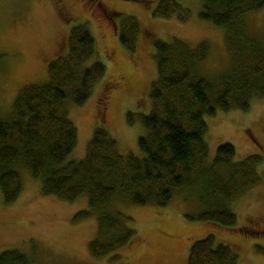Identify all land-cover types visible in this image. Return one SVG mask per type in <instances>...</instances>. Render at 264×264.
<instances>
[{
  "label": "trees",
  "instance_id": "1",
  "mask_svg": "<svg viewBox=\"0 0 264 264\" xmlns=\"http://www.w3.org/2000/svg\"><path fill=\"white\" fill-rule=\"evenodd\" d=\"M202 8L201 19L226 29L230 63L223 71L203 72L202 63L211 54L208 40L156 39L150 32L158 78L152 84L151 109L141 117V155L119 152L102 104L87 142V156L70 158L79 139L70 102L85 104L108 69L90 21L76 23L67 37L68 49L50 61L48 78L21 88L11 110L0 111L3 202L11 205L25 191L22 166L40 180L44 195L69 202L87 196L89 207L80 209L74 220L97 216L98 233L90 244L97 258L119 251L139 237L133 217L118 207L120 202L166 207L189 187L206 208L187 217L236 226L233 200L263 181L259 165L264 157L253 153L238 159L237 148L229 141L221 143L210 158L207 117L235 108L249 110L255 99L264 96V42L248 31L245 17L264 8V0H203ZM114 13L117 11L108 15ZM121 13L116 19H122ZM153 13L187 21L192 10L181 0H157ZM128 22V32L122 22L120 38L134 50L142 26L132 15ZM115 87L112 81L105 83V98ZM128 118L136 122L132 111ZM250 225L240 228L257 232ZM218 238L211 232L196 240L189 248L187 264H239L237 247ZM0 264H34V257L18 247L9 248L0 253Z\"/></svg>",
  "mask_w": 264,
  "mask_h": 264
},
{
  "label": "rangeland",
  "instance_id": "2",
  "mask_svg": "<svg viewBox=\"0 0 264 264\" xmlns=\"http://www.w3.org/2000/svg\"><path fill=\"white\" fill-rule=\"evenodd\" d=\"M149 1L0 0V111L11 110L21 88L48 78L50 61L68 49L67 37L72 27L89 20L108 69L85 104L70 102L69 112L79 128L78 145L70 158L87 156V142L100 118L102 104L119 152L141 155V117L151 109L152 84L158 78L150 32L156 34V39L176 36L190 42L208 40L211 54L202 63L203 72L223 71L230 63L226 29L201 19L203 0H181L192 10L187 21L155 16L157 0ZM111 11H117L115 16L108 15ZM119 12L124 15L122 19H116ZM130 15L137 17L142 26L134 50L120 38L122 22L128 32ZM245 17L248 31L264 42V8ZM108 81L114 87H122L110 89L105 98ZM130 111L135 116L134 123L128 118ZM219 112L207 117L210 158L221 143L229 141L237 148L238 159L253 153L264 157V96L255 99L249 110ZM259 167L264 175V159ZM20 169L25 182L22 196L8 205L0 192V253L18 247L34 257V264H187L190 246L214 232L218 239L237 247L239 264H264V178L233 200L238 214L233 227L187 217L188 213L198 214L206 208L189 187L177 193L166 207L120 202L118 207L133 217L139 237L123 249L97 258L90 248L98 233L97 216L74 220L80 209L89 207L87 196L69 202L44 195L40 180L32 176L30 169ZM248 224H257L258 232L241 230Z\"/></svg>",
  "mask_w": 264,
  "mask_h": 264
},
{
  "label": "flooded vegetation",
  "instance_id": "3",
  "mask_svg": "<svg viewBox=\"0 0 264 264\" xmlns=\"http://www.w3.org/2000/svg\"><path fill=\"white\" fill-rule=\"evenodd\" d=\"M252 225H254V224H252ZM257 227V226H256ZM258 228H256V230H257ZM257 232H258V230H257Z\"/></svg>",
  "mask_w": 264,
  "mask_h": 264
}]
</instances>
